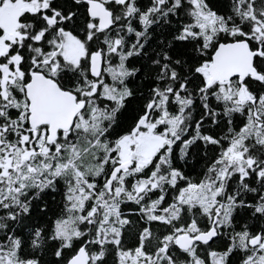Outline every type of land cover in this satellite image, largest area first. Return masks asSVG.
Wrapping results in <instances>:
<instances>
[{"label":"snow or ice","instance_id":"snow-or-ice-1","mask_svg":"<svg viewBox=\"0 0 264 264\" xmlns=\"http://www.w3.org/2000/svg\"><path fill=\"white\" fill-rule=\"evenodd\" d=\"M0 264H264V0H0Z\"/></svg>","mask_w":264,"mask_h":264}]
</instances>
